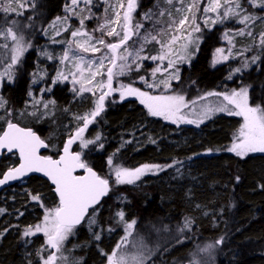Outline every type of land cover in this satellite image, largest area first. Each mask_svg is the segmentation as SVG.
I'll return each instance as SVG.
<instances>
[{
  "label": "trees",
  "instance_id": "16d2710c",
  "mask_svg": "<svg viewBox=\"0 0 264 264\" xmlns=\"http://www.w3.org/2000/svg\"><path fill=\"white\" fill-rule=\"evenodd\" d=\"M66 1L38 0L35 8L42 19L40 29L62 15ZM151 5V0H141L136 13L145 12ZM220 30L214 27L202 34L198 54L189 66L180 68L179 79L173 85L174 93L190 101L204 93L246 86L250 104L264 107V52L249 70L229 79L233 62L210 66L212 51L219 46ZM31 39L35 44L39 42L37 31ZM36 60L33 49L27 52L21 59L13 85L4 83L1 92L12 114L18 113V118H24L29 128L45 136L48 144L56 142L53 146L56 149L64 140L63 136L53 137L57 129H63L61 125L65 123L77 125L74 116L87 113L91 106L88 101L78 103L68 84L56 83L49 93L54 102V119L38 123L34 117L26 115L22 103L31 88L30 73ZM132 76L135 79L138 75L133 73ZM123 82L130 84L131 80L123 78ZM238 124V118L219 117L197 128H175L150 116L134 99L123 102L109 99L105 110L89 126L85 138L95 139L99 134L101 139L85 149L83 160L105 178L111 176L107 163L110 157L114 165L129 169L143 164L174 165L165 167L163 175L149 178V183L130 186L110 183L117 193L129 198L125 211L128 216L138 218L137 228L140 229L141 222L145 223L142 231L147 233L153 229V242L166 243L158 246L161 253L153 261L181 263L195 244L223 238L222 244H215V264H264V153L241 158L226 150ZM166 128L169 133H163ZM100 143L102 148L98 146ZM45 153L57 156L53 149L48 148ZM4 161L17 162V158L3 155L1 162ZM110 192L96 206V227L86 229L82 223L75 229L78 235L65 245L64 254L70 260H79L81 264L104 263L101 250L107 251L106 244L112 235L111 222L107 220L113 210L108 204ZM30 193L39 194L45 207L51 208L47 199H55L52 188L35 176L0 193V208L4 209L0 214V264H41L37 251L44 237L22 235L24 228L37 224L44 212ZM186 219L191 221L190 229L181 231ZM104 229L105 234L101 232ZM96 232L101 235L99 240L94 238Z\"/></svg>",
  "mask_w": 264,
  "mask_h": 264
},
{
  "label": "snow or ice",
  "instance_id": "6c2138e0",
  "mask_svg": "<svg viewBox=\"0 0 264 264\" xmlns=\"http://www.w3.org/2000/svg\"><path fill=\"white\" fill-rule=\"evenodd\" d=\"M169 6L166 10L159 11V16L168 15L167 26L157 29L146 30L141 34L144 25L135 21L133 13L138 4L137 0H103L107 5L105 7V17L103 23H98L93 32H100L99 37L94 36L87 30L85 21L93 18L91 6L93 0H70V4L66 7L68 16L62 19L66 22L70 16L75 15L79 18V27L70 32L71 39L65 41L66 50L59 58L60 63L73 61L75 71L71 72V83L79 85L73 88L77 95L85 92L91 93L95 99L93 100V108L83 114L74 116L82 124H78L74 133H70L67 141L63 144L61 154L58 158L45 156L40 153V149L49 148L51 145L40 138L31 128L19 126L11 120V111L6 109V101L0 97V120H3L6 127L0 129V151L6 150L8 153L19 154V166L9 168L0 178V186L12 180H18L31 172L42 173L50 180L53 185V192L56 196L55 206L47 208L41 202L39 194L31 196V199L37 202L40 207L44 208L42 220L34 225H28L23 230V237L28 238L42 234L44 242L37 251V256L41 264H81L79 260H70L64 254L65 244L70 236L75 235V229L82 223H87L89 229L96 224V214L98 212L97 205L101 199L108 195L112 185L110 178L98 175L83 159L82 153L72 150V145L79 141L81 148H87L91 144L100 141L99 134L95 139H86L84 134L89 126L96 122V118L105 110V100L114 92H119L120 100L123 101L128 97H135L146 109L149 115L154 117H162L174 124L179 123H195L199 126L209 113L223 112L230 116L242 118V123L234 133L233 142L226 150L234 153L236 156L244 158L251 153H264V107L260 105H252L249 103L248 88L241 87L239 90L233 89L229 94L209 92L207 96H223V101L214 106H204L202 113L197 115L196 119H187L183 109L188 107L183 95H154L148 91H142L131 85L121 84L119 88H113L114 78L125 75L132 70V65H136V70L142 66L145 60L161 61L167 59V66L163 69L174 68L175 61L169 59L173 54V45L179 40L184 39L186 43L181 45L184 52H187L189 44L193 42L192 34L200 31V24L197 23V14L202 13L204 25H208L209 21L214 25L217 22H223L228 19H234L239 24L244 25L238 34L252 36L251 25L257 19H262L257 15L248 11L244 6L245 3L252 8L264 9V0H206V4L201 10V3L204 0H164ZM15 5L16 7H13ZM83 5V7H81ZM26 6V0H0V13L23 15L22 11ZM121 9L123 11H121ZM111 12V15L108 13ZM174 13V14H173ZM214 14V15H209ZM157 13L151 11L144 14V19L151 20ZM61 20V18H57ZM7 23V21H6ZM15 19L11 20V26L0 27V38L5 43H0V48L9 49L11 52L10 63L0 72V80L5 77L10 81L13 73L12 68L18 63L25 51L31 47L26 42L22 32H18L14 26L17 25ZM160 20H156L155 24H160ZM194 26V27H193ZM63 31H69V26L65 23ZM187 32L185 36L184 33ZM56 35H60V31H56ZM105 37H113L114 41L106 40ZM137 37V40H133ZM79 38V39H78ZM255 39V37H254ZM11 41V45L7 43ZM132 41V44H129ZM150 43L159 45L156 55H142L145 46ZM231 43V41H229ZM259 46L264 49V32L259 35ZM218 54H223L224 49H217ZM91 53L93 56L100 53L99 57L90 58L84 55ZM229 54H231L229 52ZM43 55L49 59L52 57L44 52ZM227 59V56H222ZM257 56L251 58V62L255 63ZM249 61H245L244 67L248 66ZM162 65L152 70V77L156 73L162 71ZM241 71L240 68L235 70ZM97 77H106V79H97ZM68 79L62 72L57 74L56 80ZM140 81L147 88L156 89L163 85L164 89L170 87V80L179 79L178 69L164 80L156 81L153 79L149 82L144 76ZM231 79V76H229ZM55 82V81H54ZM97 91L99 95H97ZM201 100L206 96H201ZM40 101H36L39 104ZM49 103H44V109L48 108ZM193 104L196 101H192ZM34 115L35 113H30ZM100 148L103 144L98 145ZM112 174L114 175L115 185L135 184L146 174H156L165 170V167H173V164L162 166L158 164H143L135 169L114 166V161L110 157L107 161ZM78 170H82L81 174H76ZM199 207V205H197ZM91 209V212H90ZM4 209L0 208V214ZM22 216L23 213H20ZM118 222L124 225V236L115 245L111 253H105L101 250V254L106 257V264H147L153 254L152 250L147 247L143 239L133 241L132 246L135 252L127 249L129 237L132 236L136 225L135 220H125V213L118 211L116 213ZM87 218V220H86ZM191 221L186 219L181 231L190 229ZM109 231H112L109 228ZM96 240L100 239L99 233H94ZM179 242V241H178ZM223 238L217 240L215 244H222ZM213 244L209 243L206 247L201 248L200 252L211 254ZM47 252V255H43ZM31 264V262H30ZM189 264H207V261L196 259L195 256L189 261Z\"/></svg>",
  "mask_w": 264,
  "mask_h": 264
},
{
  "label": "rangeland",
  "instance_id": "374dc122",
  "mask_svg": "<svg viewBox=\"0 0 264 264\" xmlns=\"http://www.w3.org/2000/svg\"><path fill=\"white\" fill-rule=\"evenodd\" d=\"M140 2H141V0H137L138 6L140 5ZM113 3H115V0H113ZM151 3H152L151 7L148 10H146L145 12H141L140 14H137L136 13V11L138 9V6H137L135 12L133 13L135 21H139L144 25V27L140 30L142 35L145 33L146 30L152 29L154 26L157 29H160V28L167 26V22H168L167 13L162 17L159 16L158 13L161 10H166L169 6L164 2V0H151ZM37 4H38V0H26V6L23 9H18V11L23 12V15H19V16L15 15V14H11V13L8 14L7 16H5L4 13H0V27L11 26V24H10L11 20L15 19L18 23L14 27L16 28V30L18 32H22L24 34L26 42L31 45V47H29L25 51L24 55L27 52L31 51L32 49L34 50V52L36 54L37 60L34 63L35 68L30 73V86H31V88L28 90V92L26 94V98L22 103V109L26 115H30V116L34 117V120H36V122L40 123V122H42L48 118L54 119V105H53V103H49L47 109H44L42 105L44 103H48L50 101L53 102V100L49 96V93L52 90V87L56 83H60L62 85L68 84L70 89H72L73 98L76 99L78 103L88 101L89 105L91 106V109L93 108V100L95 99V97L91 93H88V92H85L82 95H77V93L73 91V88H78L79 85L78 84L73 85L71 83V75H70L71 72L75 71V69L73 67V61L69 60V61H66L64 64L60 63L59 58L63 55V52L67 48V44L65 43V41L71 39L70 32L79 27V18L75 15L70 16V18L66 22L62 19L63 17L69 15V13L66 12V7L70 4V0L66 1V4L64 5V7L62 9V15L58 16L59 18H61V20L58 21L57 20L58 17H56V18L52 19L50 22H48L47 24L43 25L41 29H40V26L42 24V19H40L39 10H36V8H35L37 6ZM205 4H206V0H204V3H201V5H200L201 10L205 6ZM244 6L248 9L249 12L257 15L258 17L264 18V9L252 8L247 3H245ZM13 7H16V6L13 5ZM81 7H83V5H81ZM105 7H107V5H105L103 3V0H93V6H91V12L94 14L93 18L85 21L87 30L89 32H91L96 37H99L101 35V33L100 32H93V29H95L97 27L98 23H103V19L105 17V12H104ZM121 11H123V10L121 9ZM149 11H151L152 13H157V15H154L151 20H146V19H144V14L149 12ZM108 15H111V12H109ZM209 15H214V14H209ZM35 16H37V19H35ZM156 20H160L161 23L155 24ZM6 21H7V23H6ZM65 23L69 26V31H63V25ZM197 23L200 24V31L194 32L192 34L193 42L191 44H189L187 52H184L183 48L181 47V45L186 43V41L184 39L179 40L175 45H173L174 51H173V54L169 57V59H172L175 61L174 68H168L167 71L163 70L167 66V59L164 60L163 62H161V61H155L154 62L150 59L145 60L142 62V66L139 68L138 71L136 70V65L133 64L131 71H128L125 75L115 77L114 81H113V88H119L121 84H125V85H131L132 87L139 88L142 91H148L149 93L154 94V95H158V94L177 95V93H174L173 85H174V83L177 82L178 79L170 80V87L168 89H164L163 85H161L160 87H158L156 89H149L146 87V85L143 82L140 81L139 78L141 76H144L149 82H152L153 79L156 81L164 80V79L168 78L169 75L177 69H178V75H179L180 68L182 66H189L191 64V62L193 61V59L198 54L199 45L203 39L202 34L205 33V31L212 30L214 27H220L221 30H220V37H219V46L216 47L212 51L211 61H210L211 67H217V66L224 64V63L233 62L234 64H233V68H232V74L230 75L232 77L235 74H238L242 71L245 72V70L246 71L249 70L253 65H255L259 61L261 54L264 52V49H262L259 46V35L261 32H264V20H262V19H257L256 22L251 25V30L253 33L252 36H248V35L241 36V35H239L238 32L244 28V25L239 24L234 19H228V20H225L223 22H217L214 25L211 23V21H209L208 25H204L203 15H202V13H198L197 14ZM57 30L60 31V35H56ZM36 31H37V35L39 38V42L35 44L34 39L32 40L31 37L32 38L34 37V34ZM184 35L186 36L187 32H185ZM254 37H255V39H254ZM105 39L109 40V41H114L115 38L105 37ZM137 39H138L137 37H133V40H137ZM229 41H231V43H229ZM0 43H5V41L2 38H0ZM7 43H9V45H11V41H7ZM129 44H132V41H129ZM221 48L224 49V52H223V54H218L216 50L221 49ZM158 49H159V45H157L155 43L147 44L145 46V51H144V53H142V55H149V56L150 55H156L158 52ZM44 52H47L52 58L49 59L47 56L43 55ZM229 52L231 54H229ZM24 55L21 57V59L24 57ZM84 55H86L87 57H90V58H96V57H99L100 53H96L94 56L91 53H85ZM222 56H227L228 58L223 59ZM253 56L258 57V59L256 60L255 63L251 62V58ZM10 57H11V52L9 49L0 48V72H3L4 69L7 67V65L11 62ZM21 59L12 68V73H13L12 79L9 81L8 78L5 77L3 80H0V97H2L3 99H4V95L1 92L2 86L4 83H9L10 85H13L16 71H17L18 67L21 65ZM246 60L249 61V63H248L247 67H244L243 65H244ZM161 65L163 66L162 71L156 73V76L153 78L151 75L152 70L154 68H156L157 66H161ZM48 66L51 68L47 69ZM237 68H240L241 71L236 72L235 70ZM61 72L65 76H67L68 79L57 81L56 80L57 74L61 73ZM133 73L138 75V76H136L135 79H132V78H134V76H132ZM123 78L130 79L131 83L129 84V83L123 82ZM97 79H106V77H97ZM133 83H136L138 86H135ZM241 87H246V86H239L237 88L227 89L225 91H221V92H217V93L229 94L233 89L239 90ZM96 94L99 95V92L97 91ZM201 96H206V99L201 100L200 99ZM201 96H199L195 99H192L190 101H187L185 99V101L188 103V107L183 109V113L186 114L187 119H196L197 115L202 113V109L206 105L207 106H214L217 103L224 102L223 96H207V93L206 94L204 93ZM248 98H249V90H248ZM109 99L115 100L117 102H123L126 100L134 99V100L139 102V100L136 99L135 97H128V98L124 99L123 101H121L120 97H119V92H114L111 96L107 97L105 100V103ZM36 101H40V103L36 104ZM192 101H196V103L193 104ZM224 103H226V102H224ZM6 105H7V101H6ZM6 109L11 111L10 108L8 109L6 107ZM91 109H89V111ZM89 111H86V112H89ZM11 113H12V111H11ZM30 113H35V114L32 115ZM3 114H4L3 111L0 110V115H3ZM18 117H20V115L17 113V114H12L10 118H11L12 122L17 123L21 127H25V128L29 127L28 122H26V120L24 118H22V117L18 118ZM152 117H154V116H152ZM219 117L235 118V119L238 118L239 119V124L236 127L234 133L236 132V130L239 128L240 124L242 123V118L237 117V116H230V115H227L226 113H223V112L209 113L208 117L204 118L202 123L207 122L209 120L219 118ZM12 118H16V119H12ZM156 119L162 123L172 125L175 128H179V127L185 128V127H189V126L193 127V128L198 127L195 123H192V124H189V123L174 124L168 120L163 119L162 117H156ZM202 123H200V124H202ZM78 124H82V122L77 121V125L75 122L73 124L65 123V124L61 125V126H63V129L59 130V128H58L57 132L54 134L53 137L63 136L64 137L63 142H64L66 139H68L70 133H74ZM200 124H199V126H200ZM4 126H5L4 121L0 120V127L3 128ZM166 132L169 133V128H166L163 131V133H166ZM85 135H86V132H85L84 136ZM232 136L233 137H232V140L229 144V147L233 142L234 134ZM42 138L48 143V139H46L45 136H42ZM86 139H88V137ZM90 139H93V137H91ZM51 144H49V145H51V147H49V150L53 149L55 151V153L58 155L61 148H62L63 143L60 145V147H58L56 149L53 147V146H56V142H52ZM89 147H90V145L87 148H81L79 145V141H77L75 144H73L74 150L81 152V153H83L85 151V149H88ZM230 153H232V152H230ZM232 154H234V153H232ZM252 154H258V153H251L249 155H252ZM43 155L49 156L45 152L43 153ZM16 164H17V162H13V161H10L8 163H6L5 161L1 162V164H0V166H1L0 175L5 170H7L9 168H13ZM114 166H119V165L115 164ZM109 171H110V175L112 176V177L110 176V178H111L110 183L113 184L114 186H121V185H115L114 184V175L112 174L111 169ZM162 172L163 171H159L156 174H151V173L146 174V175L142 176L141 179L139 181H137L135 184H131V185H137L139 183H141V184L149 183V181H150L149 178H151L155 175H158V174L163 175L164 173H162ZM113 185H112V190L110 192V196L112 195L111 201L108 202V204L110 203L109 208H112L113 210L111 211L110 216L107 218V220H110L109 222H111L110 223L111 226H109V228L112 229V233H111L112 235L110 236V242H109V244L108 243L106 244L107 245V251H106L107 253H111V251L113 250L115 245L121 240V238L125 234L124 233V225L122 223L118 222V217H116V213L118 211H123L125 213V220H127V221H131V220L136 221V219H138V218L135 219V216H128L126 214L125 204H126V207L129 206V205H127L129 198L122 196L119 193H117V191L113 188ZM125 185L130 186L129 184H125ZM47 200H48V204L51 205L50 206L51 208L55 206L56 199L49 198ZM108 204H107V206H109ZM43 215H44V212H43ZM43 215L41 217V220L43 218ZM86 220H87V218H86ZM137 222H138V220H137ZM83 224L86 225L85 226L86 229H89V226L87 225V223H83ZM144 224L145 223L141 222V224H140L142 226V228L140 226L141 230L139 228H137V226L135 225V228L133 230V234H132V236L129 237V243L127 245L126 250H128L130 252H135L136 249L133 248L132 242L133 241H139V240L143 239V241L147 245V247L149 249H151L153 252L150 259H148L147 264H164V263H161L160 261L155 262L153 260L155 259L156 256L157 257L160 256L161 252H160V249H158V246L160 247L161 244H166V243L163 242L159 245L156 241L153 242V235L151 233V232H153V229H151L152 231L144 233L145 231H142V230H145V228L143 227ZM96 225H97V222L93 226L96 227ZM101 232L103 234H105V229L102 230ZM96 233H98V232H96ZM40 235L42 236V234H40ZM77 235H78L77 231L75 230L74 236L76 237ZM172 236H174V235H172ZM72 237L73 236H70L69 239ZM209 243L213 244V249L211 250V254L209 255L207 253L200 252V249L206 247ZM66 244H68V241L66 242ZM216 250L217 249L215 247V242H204V243H200V244H195L192 247V251L187 253L185 255V257H183V262L176 263V264H189V261L194 256L196 259H199L202 261H207V264H215V258H216L215 251ZM103 264H106V259H105ZM171 264H174V263L171 262Z\"/></svg>",
  "mask_w": 264,
  "mask_h": 264
},
{
  "label": "water",
  "instance_id": "95a60500",
  "mask_svg": "<svg viewBox=\"0 0 264 264\" xmlns=\"http://www.w3.org/2000/svg\"><path fill=\"white\" fill-rule=\"evenodd\" d=\"M4 127H6V125H5ZM31 129H32V128H31ZM32 130L35 132L34 129H32ZM35 133L39 136V134H38L37 132H35ZM40 138H41V137H40ZM66 141H67V140H65V142H66ZM65 142H64V143H65ZM64 143H63V144H64ZM62 146H63V145H62ZM46 149H47V148H46ZM46 149H44V148L40 149V153L43 155V152H44ZM61 149H62V148H61ZM4 154H6V155H11V154H14V153H8V152H6V150H4V151H0V162H1L2 156H3ZM59 154H61V150H60V153H59ZM14 155H16V157H17V164H16L14 167H18V166H19V154H18V153H15ZM58 157H59V155H58L56 158H58ZM93 170H94V169H93ZM94 171H95V170H94ZM5 172H7V170H6ZM5 172H3V173H5ZM80 172H82V170H78V171H77V173H80ZM3 173L0 175V178H3ZM97 174H98V173H97ZM32 176H35V177H38V178H41V179L45 180V181L49 184V186L52 188V192H53V185L51 184L50 180H48L47 177H45L42 173H39V172H31V173H28L26 176L22 177L21 179L9 181L8 183H6V184L0 186V193H1L3 190H5L6 188L11 187V186H13L14 184H16V183H18V182H21V181H23V180H26V179H28L29 177H32ZM53 194H54V196H55V193H54V192H53ZM106 196H107V195H106ZM106 196H104V197L101 199L100 203L104 200V198H106ZM55 199H56V196H55ZM90 211H91V209H90ZM79 226H80V225H79ZM79 226H77V227H79Z\"/></svg>",
  "mask_w": 264,
  "mask_h": 264
},
{
  "label": "flooded vegetation",
  "instance_id": "af4514ba",
  "mask_svg": "<svg viewBox=\"0 0 264 264\" xmlns=\"http://www.w3.org/2000/svg\"><path fill=\"white\" fill-rule=\"evenodd\" d=\"M39 134V133H38ZM40 136V135H39ZM41 138H42V136H40ZM43 139V138H42ZM44 140V139H43ZM45 141V140H44ZM46 142V141H45ZM72 150H74V148H73V145H72ZM75 151V150H74ZM58 156V155H57ZM82 159H83V153H82ZM91 167V166H90ZM164 171V170H163ZM98 173V172H97ZM76 174H81V172L80 173H76ZM98 175H101L100 173H98ZM102 176V175H101ZM105 253H107V252H105ZM105 259H106V257H105Z\"/></svg>",
  "mask_w": 264,
  "mask_h": 264
}]
</instances>
